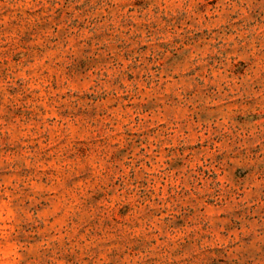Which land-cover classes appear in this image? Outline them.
Returning a JSON list of instances; mask_svg holds the SVG:
<instances>
[{"label":"rangeland","instance_id":"1","mask_svg":"<svg viewBox=\"0 0 264 264\" xmlns=\"http://www.w3.org/2000/svg\"><path fill=\"white\" fill-rule=\"evenodd\" d=\"M0 264H264V0H0Z\"/></svg>","mask_w":264,"mask_h":264}]
</instances>
